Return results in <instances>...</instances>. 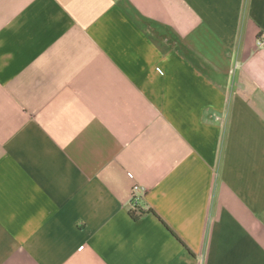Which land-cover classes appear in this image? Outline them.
Listing matches in <instances>:
<instances>
[{
  "label": "crops",
  "instance_id": "0c3cea01",
  "mask_svg": "<svg viewBox=\"0 0 264 264\" xmlns=\"http://www.w3.org/2000/svg\"><path fill=\"white\" fill-rule=\"evenodd\" d=\"M262 36L264 0H0V264H264Z\"/></svg>",
  "mask_w": 264,
  "mask_h": 264
},
{
  "label": "built area",
  "instance_id": "2783aa9c",
  "mask_svg": "<svg viewBox=\"0 0 264 264\" xmlns=\"http://www.w3.org/2000/svg\"><path fill=\"white\" fill-rule=\"evenodd\" d=\"M257 45L258 47L264 48V37H260L257 40ZM146 188L143 185H140V183H135L133 185V188H131L130 191V206H131V211L133 212L134 215H139L141 216L143 214V211L140 209V201L145 195Z\"/></svg>",
  "mask_w": 264,
  "mask_h": 264
},
{
  "label": "trees",
  "instance_id": "16d2710c",
  "mask_svg": "<svg viewBox=\"0 0 264 264\" xmlns=\"http://www.w3.org/2000/svg\"><path fill=\"white\" fill-rule=\"evenodd\" d=\"M134 217H137L138 215H133Z\"/></svg>",
  "mask_w": 264,
  "mask_h": 264
}]
</instances>
